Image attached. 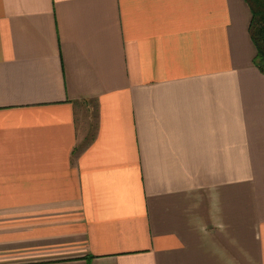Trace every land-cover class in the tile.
Returning a JSON list of instances; mask_svg holds the SVG:
<instances>
[{
  "label": "crops",
  "instance_id": "1",
  "mask_svg": "<svg viewBox=\"0 0 264 264\" xmlns=\"http://www.w3.org/2000/svg\"><path fill=\"white\" fill-rule=\"evenodd\" d=\"M251 19L0 0V264H264Z\"/></svg>",
  "mask_w": 264,
  "mask_h": 264
},
{
  "label": "trees",
  "instance_id": "2",
  "mask_svg": "<svg viewBox=\"0 0 264 264\" xmlns=\"http://www.w3.org/2000/svg\"><path fill=\"white\" fill-rule=\"evenodd\" d=\"M251 12L249 36L256 48L253 61L257 70L264 74V0H244Z\"/></svg>",
  "mask_w": 264,
  "mask_h": 264
}]
</instances>
